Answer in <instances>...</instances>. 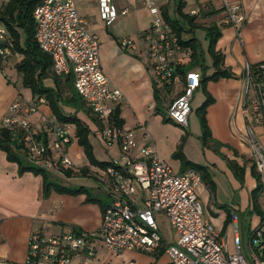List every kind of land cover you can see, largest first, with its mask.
<instances>
[{
  "label": "built area",
  "instance_id": "2783aa9c",
  "mask_svg": "<svg viewBox=\"0 0 264 264\" xmlns=\"http://www.w3.org/2000/svg\"><path fill=\"white\" fill-rule=\"evenodd\" d=\"M102 1V15L110 24L116 16L106 7L108 0ZM152 5L150 0L145 2L147 10ZM222 7L225 24L234 26L238 36L246 19L243 9L230 0H222ZM32 18L36 45L52 61L53 73L58 77L73 76L75 92L99 121L95 137L105 147L118 146V154L108 161L105 169L89 171L109 200L102 210L98 230L86 233L71 229L67 234L53 236L35 230L28 239L25 264H71L74 258L79 259L77 264H90L97 242L109 255L126 251L153 254L163 249L171 264H264L261 227L249 235L248 257L238 233L237 216L233 215L234 251L228 253L225 239L204 217L198 201L196 189L203 184L201 174L194 168L175 173L158 154L146 128H142L139 145L134 131L118 126L114 114L124 97L101 71L98 38L86 30L74 0H42L34 8ZM143 39L148 43L149 65L156 81L167 88L182 84L166 112L168 119L186 128L193 94L201 86V74L180 72L181 40L161 16L150 20ZM120 43L123 50L134 48L126 39ZM11 49L12 42L0 26L1 61L10 55ZM242 81L241 106L249 112L247 136L242 138L249 146L253 166L264 186V143L253 131L256 127L264 137V61L256 65L246 63ZM36 106L22 97L16 98L10 104L9 114L0 119V133L18 139L25 161L35 169L50 174L65 169L76 171L67 153L70 126L41 117L40 127H33L28 117L36 111ZM157 215L168 220L175 236L173 243L165 244L162 240Z\"/></svg>",
  "mask_w": 264,
  "mask_h": 264
},
{
  "label": "crops",
  "instance_id": "0c3cea01",
  "mask_svg": "<svg viewBox=\"0 0 264 264\" xmlns=\"http://www.w3.org/2000/svg\"><path fill=\"white\" fill-rule=\"evenodd\" d=\"M146 1L108 0L106 7L116 17L113 22L107 24L102 15V0H74L78 15L85 20L86 30L98 38L101 71L107 76L110 85L120 90L124 97V101L119 102L116 106L121 125L134 131L139 145L142 144L140 142L142 128H146L151 133L152 142L155 144L158 154L177 174L193 168V163L203 164L205 161V166L208 168L203 169L202 176L204 182L213 187V191L208 190V186L204 182L196 189L204 217L225 239L227 252L233 253L232 216L236 215L238 233L243 238L245 252L249 257L251 254L248 248L249 238L246 240L244 236L245 223L242 217L264 216V202L261 201L260 207L257 204L259 208L257 211L253 209L251 198L249 203L245 204L241 199L240 192L238 193L239 190L236 191L237 181L234 179L236 173L233 165H230L231 169H229L222 164L221 170L214 162L207 165L209 160L205 153L209 149L203 148L193 137L184 139L185 131L181 130L183 128L167 118V108L175 99L176 94L181 91L182 84L167 88L156 81L149 65L148 43L144 41L143 36L149 29L150 20L158 16L164 19L172 31L175 30L171 25L180 28L179 39L182 43V50L178 54V69L184 74L189 71L200 73L202 82L205 77L199 66L206 65L210 72H215L212 68L211 56L207 52L209 42L205 39L206 31L212 28H215V32L218 31L219 36L214 51L222 55V67L228 69L233 76L218 80L221 86L217 92L210 88L218 85V82L206 81V85L201 84L197 89V96L203 102L205 93L213 96L214 99L215 93H218L217 96L223 104L217 108L213 107L211 111L213 119L210 120V125L212 127L223 125L228 130V122L230 123L231 119L233 124L241 122V118H238V106L244 83L242 81L244 65L246 63L256 65L264 61V0H230L232 3L240 5L246 15L238 36H236L234 26L225 24L226 13L222 7V0H150L153 5L148 10L145 7ZM6 4L7 0H0V14ZM179 4L181 7L177 12ZM123 11L125 14H122ZM188 18L192 19L191 23L188 22ZM0 26L4 27L7 38L12 42L10 55L5 60H0L1 71L4 66L17 67L24 58V53L20 51V48H26L24 45L26 33L21 27H13L14 32L18 35L16 48L11 34L8 33L1 20ZM122 39L132 42L134 48L123 50L120 43ZM191 39L195 40L198 48L200 62L197 67L191 66V50H186L189 48L186 45ZM47 71V76L43 79L45 81L43 88L49 89L47 93H34L32 89L23 85L22 91H18V95L21 93L23 99L37 105L36 111L28 117L30 124L33 127H40L41 117H46L55 120L60 125L63 123L69 125L71 142L67 144V153L77 169L80 168L79 173L80 170H85L88 173L101 171V167L92 164L86 158L84 148L78 144L75 126L70 123H62L54 114L53 108L55 107L62 116H73L80 120L89 131L87 142L91 146L92 156L99 162L94 154L95 146L90 142L91 137L96 138L94 132L99 127L96 115L75 92L72 75L56 76L52 71V61ZM210 72L205 71V74L209 75ZM17 76L19 86L23 76L21 74ZM2 85H4V78L0 75V90ZM11 92L12 94L7 100V102L10 101L9 103L5 102L4 105L0 99V119L9 114L10 104L15 97V91L11 89ZM40 99L44 102L39 103ZM187 126L186 128L191 129L189 120ZM183 139L185 141L182 150H180V143ZM210 139L217 140L212 136ZM96 140L98 139L96 138ZM231 140L234 141L233 138ZM189 141H192L188 149L192 150L191 154H195L193 158H188L189 155L186 154ZM98 143L105 148L99 140ZM226 144L222 149L226 150V153L231 157L230 160H233V163L239 161L238 149H241V146L236 145L231 149ZM114 148L117 153L112 156L110 150ZM179 150L185 156L178 155ZM104 152L111 159L117 157L118 146L107 147ZM198 152L204 155V159ZM109 160L102 163H108ZM242 166L246 171V164L243 163ZM216 169L219 175H214L213 172ZM64 171L59 174H64ZM71 173L72 175L76 174L72 171ZM251 180L254 181L255 186V179L251 178ZM234 189L235 191H233ZM101 191L105 196V201L95 200L96 203L90 199L91 196L88 198L83 195L71 197L58 196L54 193L46 194L44 179L41 175H35L30 171L21 173L19 164L9 161L5 152L0 149V264H25L28 239L35 230H41L48 236L67 234L71 229L86 233L96 232L102 219V210L109 203L106 193ZM234 192L235 198H233ZM83 205L92 206V208L81 209ZM159 216L157 215L156 219ZM161 237L164 243L168 244L162 234ZM95 244L96 253L90 264L126 263L124 260L128 258L126 255L128 253L109 255L100 242ZM147 255H151V258H148L152 260L151 264H171L162 249ZM78 260L74 258L71 264H77Z\"/></svg>",
  "mask_w": 264,
  "mask_h": 264
},
{
  "label": "rangeland",
  "instance_id": "374dc122",
  "mask_svg": "<svg viewBox=\"0 0 264 264\" xmlns=\"http://www.w3.org/2000/svg\"><path fill=\"white\" fill-rule=\"evenodd\" d=\"M201 70L204 73V77L206 79L205 81H207V78L211 77L215 73L214 71L210 72V70L206 67V65H204ZM205 71L210 72V74L209 75L205 74ZM18 74L19 73L17 71V68L16 67L12 68V66L10 65L4 66V68H2L0 71V75L3 76L4 78V85H2V89L0 90V99H2L3 102L2 101L1 102L4 105H5V102L9 100V97L12 94L11 89L15 91V97L13 100H15V98L22 97L20 95L21 93L18 95V91L19 90L22 91V88H23L22 80L18 86V82H19V79L17 76ZM221 78L222 77L219 78L218 76V78L212 80V82L216 83ZM208 81H211V80H208ZM44 82L45 81H42V85L44 84ZM220 86L221 84H219L218 82V85L212 86L210 89L213 90L214 92H217ZM197 92L198 91L196 90L193 96L194 99L191 102V108L193 111L189 119V124L191 126V129H188V128L184 129L183 127H181L183 128L181 130L185 131L184 139H186V137H191V138L193 137L195 140H197L198 143H200V145H202L203 148L209 149V151L205 153L207 159L209 160L207 165L214 162L215 164H217V167L219 170H221L222 164H224L225 167H229L230 165L237 167V177L234 176L235 181H237L236 191L239 190L238 193L240 192L241 199L245 204L249 203V200L251 198V202H252V199H255V202L260 207L261 201L264 202V187H262L260 180H258L257 172L254 169L255 166L252 165L253 161L251 158V152H250L249 146L244 140V138H242V137L247 136L246 125L248 124V113L249 112L242 108L241 96L239 95L240 98L238 97L240 99V104L238 106V109H239L238 118L239 119L241 118V122L239 123L234 122L233 124L232 119H231V122L230 123L228 122L229 126L227 130L225 127H223V125H220L218 127L216 126L212 127L210 125V120L213 119L212 117L213 114L211 112L213 110V107L217 108L219 107L220 104L221 105L223 104L221 99L217 96L218 93H215L214 95L216 101L213 98V96H210L209 94L208 95L205 94L203 95L205 96V98L203 102H201V100L197 96L198 94ZM76 97H78L77 94H76ZM9 102L10 101H8L7 103ZM204 104H205L204 108L200 111L199 109ZM253 131L255 132L257 137H259L260 142L264 143V137H262V135L258 132L259 130L256 127H253ZM210 136L214 137L217 140L210 139ZM230 137L233 138L234 141H232ZM184 139L180 143V150H182V146L185 141ZM90 142L93 143L95 146L94 154H95V157L98 158L99 162H107L108 159H111L109 158V156H106L104 152V149L107 147L105 146H104L105 148L101 147V145L98 143V140H96V138L91 137ZM191 143L192 141H189L187 143L186 154L189 155L188 158L190 157L193 158L195 156L194 153L191 154L192 150L190 151L188 149ZM225 143H227L226 146H228V148L230 147L231 149L233 147L235 148L236 145L241 146V149L240 148L238 149L239 161L237 162H240L239 164L237 162L233 163V160H230L231 157L228 155V153H226V150L222 149L223 146H225ZM180 150L178 151V155L180 154L183 156L184 154ZM116 153L117 152L115 148L110 150V154L112 156H115ZM198 154H200L201 157L204 159V155L201 152H198ZM243 163L244 165L246 164V167H247L246 171L244 170V166H242ZM192 165H194V167L200 168L199 172L201 175L203 173V169L208 168L207 166H205L206 165L205 161L203 164L193 163ZM79 169H77L76 167V171H72L73 173H76V174H73L72 176H68L67 174H59L56 172L51 173V174L46 172L47 184L51 185L49 188L50 189L49 193L50 194L54 193L58 196L67 195L71 197H79L80 195H83L84 197L89 198L91 196L90 199L94 201V203H96L95 200L104 202L105 196L103 192L101 191L102 189L100 185L98 184V182L95 179H93L88 172H86L87 174H84V175L80 174L81 172L79 173ZM229 169L231 168L229 167ZM213 173L214 175L215 174L219 175V172L217 171V169ZM244 175H245V178H244ZM251 178L255 179V182H256L255 186H254V181L251 180ZM233 191H235V189ZM235 197L236 195L234 192L233 198ZM88 203H91V202H88ZM84 207L92 208V206L83 205L81 209ZM257 218H258V221H257ZM262 218H264V216L242 217L245 223L244 224L245 225L244 236L246 240H248L250 233L254 229L260 226H261V231L264 232V223H261L262 221H264L262 220ZM157 223L159 227V234H162L163 238L168 243H173L172 241L174 239L173 231L171 229V226H169L168 220L163 215H160L159 217H157ZM126 253L125 254L128 255V258L124 260V262L126 263H123V264H151L152 260L148 259V258H151V255H147L146 253L137 252V251H133V252L126 251ZM131 256H133L134 258L132 259Z\"/></svg>",
  "mask_w": 264,
  "mask_h": 264
},
{
  "label": "trees",
  "instance_id": "16d2710c",
  "mask_svg": "<svg viewBox=\"0 0 264 264\" xmlns=\"http://www.w3.org/2000/svg\"><path fill=\"white\" fill-rule=\"evenodd\" d=\"M42 0H7V4L2 10L0 14V20L3 21L5 24L6 29L8 30V33L11 34L14 46L17 48V39L18 35L14 32L13 27H21L24 30V33H26V39H25V49L20 48V51L24 53V58L21 60V62L18 64L17 71L21 76H23L22 85L24 87H29L32 89L34 93H47L49 89L43 88L42 81L47 76V70L49 69V66L51 65V60L48 57V55L43 54L35 42V32H34V22L32 18V12L34 8L40 4ZM180 4L177 7V12L180 10ZM185 17V16H184ZM167 19V18H166ZM189 23L192 22V19H187ZM170 24V23H169ZM172 29H174L179 36L181 29L177 28L175 25H171ZM215 28L208 29L206 31L205 39L209 42L207 52L210 54L212 59V68H214L215 73L207 78L208 80H214L219 78H231L232 74L231 72L222 67V55L218 52L216 53L214 51V46L217 41V37L219 36L218 31L214 30ZM187 47L189 46L191 50V66H199L200 58L197 51V45L195 40L191 39L188 41ZM200 69H202V66H199ZM38 73L36 74V71ZM183 73V72H181ZM69 80V79H68ZM206 79L202 80L201 84L204 86ZM205 81V82H204ZM206 94V93H205ZM210 97V96H209ZM207 102V101H206ZM205 102V103H206ZM205 104L202 105V107L199 109L200 111L204 108ZM53 112L58 117V119L63 123H70L75 126L76 135L78 138V144L81 145L84 148V152L86 155V158L89 159V161L93 164H97L101 169H105L108 166V163H102L98 162L93 156H92V149L90 144L87 142V136L89 131L86 130V128L82 125L79 119H76L73 116H62L60 113H58V110L54 107ZM203 112V111H202ZM115 120L118 126L121 125V122L119 121L117 110H115ZM0 149L5 152L6 158L9 161L17 162L20 166V172L23 171H30L34 173L35 175H41L44 179V189L46 194L50 192V186L47 184V175L46 172L39 168H34L28 164L27 161L24 159V155L22 152V149L20 147V144L18 142V139L12 138L8 133L1 132L0 133ZM195 170L199 172L200 168L193 167ZM191 168V169H193ZM236 176H237V167L233 166ZM83 174H87L85 170H80ZM200 173V172H199ZM64 174H67L68 176L72 175L70 170H65ZM202 182H204V178L201 175ZM206 186H208V190L213 191V187L210 184H207L204 182ZM253 202V209L257 211L258 205L255 202V199H252ZM264 220V218H262ZM163 250V249H162Z\"/></svg>",
  "mask_w": 264,
  "mask_h": 264
}]
</instances>
